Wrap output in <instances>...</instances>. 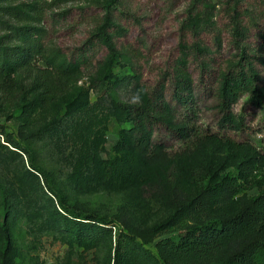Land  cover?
I'll return each mask as SVG.
<instances>
[{
    "label": "rangeland",
    "instance_id": "obj_1",
    "mask_svg": "<svg viewBox=\"0 0 264 264\" xmlns=\"http://www.w3.org/2000/svg\"><path fill=\"white\" fill-rule=\"evenodd\" d=\"M90 1L105 7L114 3L82 0L55 12L71 11L69 25L53 37L68 54L94 34L91 20L99 11L82 16L79 10ZM232 1L123 0L117 15L125 28L110 37L116 45L112 58L103 60L106 52L99 50L93 67L72 80L68 94L48 107L42 102V93L36 91L26 93L16 107L0 102V261L4 245L1 230L5 228L16 264H113L112 245L95 248L80 244L66 230V214L48 192L40 172L59 186L69 205L108 216L114 234L125 230L124 225L152 228L172 213V198L181 204L200 185L224 178L225 186L213 195L211 219L237 211L243 202L258 195L264 166H252L250 156L226 147L206 146L180 163L154 165L131 147L121 150L119 144L125 141L131 124L113 106L114 101L143 105L147 96L130 58L120 51L123 46L141 52L143 83L153 89L175 62L182 65L204 53L197 42L214 45L210 33L216 31L217 21L225 23L220 14ZM245 1L244 15L253 19V28L264 31V0ZM30 7L26 1L19 5ZM225 41L223 55L233 57L236 52L230 49V36ZM206 55L213 62L222 54L216 46ZM39 65L44 66L43 62ZM191 72L198 83L197 67L192 66ZM15 79L23 80L16 75ZM261 145L258 149L264 155V142ZM110 163L131 173L132 182L121 183ZM243 164L250 172H244ZM189 172L200 174L202 184L193 183ZM174 175L179 176V182L172 197L168 182ZM177 237L176 232L164 233L148 248L156 254L157 242L176 241Z\"/></svg>",
    "mask_w": 264,
    "mask_h": 264
},
{
    "label": "trees",
    "instance_id": "obj_2",
    "mask_svg": "<svg viewBox=\"0 0 264 264\" xmlns=\"http://www.w3.org/2000/svg\"><path fill=\"white\" fill-rule=\"evenodd\" d=\"M24 1L31 7L19 8ZM81 2L0 0L2 104L16 107L26 93L36 91L42 93V102L48 107L68 94L72 80L93 67L99 50L106 52L103 60L114 56L116 45L110 37L125 28L117 15L123 0H114L107 7L90 1L79 9L82 16L95 10L100 15L91 20L94 34L71 54L54 40V35L69 25L71 15V11L55 12ZM246 6L245 0H234L224 7L220 15L225 23L217 21L216 31L210 33L213 47L197 42L204 53L194 60L186 59L182 65L175 62L153 89L143 83L141 52L122 47L120 51L130 58L134 75L147 96L143 105L113 102L120 116L131 124L125 141L119 144L121 150L131 147L146 163L154 165L177 163L214 145L250 156L252 166H264V155L258 149L264 142L260 139L264 132V31L253 28V19L244 15ZM227 35L230 49L236 52L233 57L223 55ZM216 46L222 55L210 62L206 54ZM192 66L199 72L198 83ZM15 75L23 80L15 79ZM207 114L212 115L203 121ZM109 168L121 183L132 182L128 171L115 169L112 163ZM242 169L250 172L246 164ZM40 174L66 214L64 224L74 240L95 248L112 245L113 264H264V181L258 185V195L243 202L237 211L211 219L213 195L226 180L203 185L200 174L189 172L188 178L202 185L181 204L172 198V213L166 220L146 230L124 225L125 230L114 234L108 216L69 205L59 186L45 172ZM178 177L174 175L168 182L172 197ZM168 232H176L177 240L157 242L156 254L148 248ZM1 236L4 245L0 264H16L5 228Z\"/></svg>",
    "mask_w": 264,
    "mask_h": 264
}]
</instances>
